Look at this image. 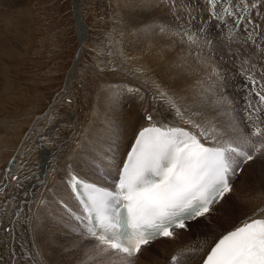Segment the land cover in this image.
<instances>
[{"label":"snow or ice","instance_id":"snow-or-ice-1","mask_svg":"<svg viewBox=\"0 0 264 264\" xmlns=\"http://www.w3.org/2000/svg\"><path fill=\"white\" fill-rule=\"evenodd\" d=\"M144 3L166 7L173 21L159 31L172 45L185 46L181 51L195 52L204 77L193 103L201 107L182 103L151 81L154 99L166 105L171 121L145 110V124L118 164L91 154L97 171L117 169L113 186L69 173L80 205L78 214L68 210L78 222L77 238L93 242V264H137L155 242L190 236L202 224L205 239L181 245L165 264H264V214L217 232V214L233 192V178L264 159V27L256 21L264 19V0ZM214 27L219 32H210ZM235 80L242 83L233 95L228 89H236Z\"/></svg>","mask_w":264,"mask_h":264},{"label":"rangeland","instance_id":"rangeland-1","mask_svg":"<svg viewBox=\"0 0 264 264\" xmlns=\"http://www.w3.org/2000/svg\"><path fill=\"white\" fill-rule=\"evenodd\" d=\"M1 1L3 0H0V7L3 10L0 8V19L3 21L1 20L0 33L2 34L9 24L10 30L12 29L10 39L13 40L15 47L14 49L0 48L2 51V55H0V264H43L47 261L52 264L47 256H56L57 260L59 255L55 254L58 252L43 245L47 242L48 235L53 237L51 239L54 240L57 247L66 242L63 237L58 236L60 230L66 225L57 227L55 224L57 215H54L53 212V204L56 206L54 198L52 201L46 200L44 203L40 201L44 199L43 193L46 195V190L49 188L50 192L53 187L51 184H54L56 172L61 165L58 160L65 156H73L75 148L78 146L82 150L85 140H90L93 136H100V140L112 132L118 133L119 136V132L123 131L119 130L118 126H122V122L124 123L123 119L124 116L126 117V113L129 115L130 113L132 115L133 112L139 113L142 121V117L146 114L145 110L153 111V115L167 112L166 105H163L158 99H154L156 89L151 85V81H155L167 92L180 98L182 103H187L192 108H200L201 105H195L193 101L198 99V94L201 91L197 82L203 79L204 73L202 72L204 70L200 65L201 68L197 66L195 52L192 55H187V51H181V48L185 46L172 45L170 38L159 31L161 25L167 24L169 20L173 21L171 12L164 6L153 9L143 7V10L141 7L143 3L136 2L137 0L133 2L122 0L120 3L115 0H81L82 20L85 29H87L86 41L82 46L78 39L74 0H24L25 3L22 2L20 5L17 2L21 0ZM193 2L195 3L196 0ZM200 2L202 3L203 0ZM144 11H147L145 17H139V13ZM198 15H207V13L201 12ZM137 18L140 19V23L135 21ZM256 21L264 27V19L256 17ZM197 22L199 23V21H193V24H197ZM136 24H144L145 27L141 28ZM153 28H156V31H152ZM210 32H219V28H211ZM20 40L23 41V46H20ZM3 41L4 38L0 43ZM6 45L8 46L7 42ZM16 47L18 51L24 52L23 58H18V60L16 59ZM81 52L82 58L77 63L76 57ZM193 61L197 64H193ZM143 63L147 65L145 68L142 66ZM138 78H140L139 83L136 82ZM241 83L240 80H235L236 89L234 90L230 86L228 91L236 95L240 91L238 85ZM129 89H138L139 91L130 92ZM174 92L176 95L173 94ZM237 101L240 102L239 97ZM131 106L133 108L141 106L140 111L137 108H135L136 111L135 109L132 111ZM50 111L54 114H51ZM92 111L95 116L91 113ZM237 112L242 114L239 109ZM48 116L49 119H47ZM93 119L97 122L93 121L94 123H92ZM91 125L92 127H90ZM84 131L88 133H84ZM54 148L58 150L56 151ZM119 148L120 145L118 148L109 149L105 153L107 155L104 154L102 157L113 163L118 161L116 163L118 164L125 154V151ZM44 151L51 154L52 152L56 153L50 155L49 158L50 165L53 160L56 161L55 166L50 168L53 179L51 183L45 181L46 174L43 176ZM104 168L110 174L109 178L116 177L113 174V172H117L115 167L106 166ZM89 175L91 181L105 185L92 169ZM12 176L19 177V182L12 180ZM33 177L38 178L37 182L35 179L33 181ZM244 177L246 178L244 184L240 187L235 186L217 217L221 216V213L223 214L229 207L233 210L230 212L232 216L229 214L227 217L230 220L237 219L241 215L246 218L250 217L252 214H245V208L239 209V201L242 202L244 199L253 202L264 200V159L255 161ZM29 183L34 185L31 186ZM245 184L248 186L242 190L241 188ZM35 185H38L39 192L42 188L45 190L42 193H36L33 190ZM66 194L67 190L65 189L64 197ZM64 197H62L64 201L60 200L61 203L73 206L70 201V192L66 200ZM227 221H218L219 228L220 225H223L224 228H220L223 230L235 227L234 224L229 226L230 222L226 223ZM238 225L239 223L236 226ZM203 227L202 224L193 226L191 236L194 241L192 242L203 240L200 234V229ZM10 228L16 230L15 235L11 236ZM33 235L36 236V239ZM29 237L30 239H28ZM86 243L88 244V242ZM158 244L150 250H155ZM29 245L36 247V254H30ZM10 246H12L11 249ZM66 249L71 252L69 245ZM78 250L81 249L78 248ZM12 254H15L17 260L16 257H13V260L8 259ZM73 254L75 253L73 252ZM78 259V264L81 261L85 262L83 257H78ZM58 260L59 263L64 264L63 257ZM143 264L160 263L149 261Z\"/></svg>","mask_w":264,"mask_h":264},{"label":"bare ground","instance_id":"bare-ground-1","mask_svg":"<svg viewBox=\"0 0 264 264\" xmlns=\"http://www.w3.org/2000/svg\"><path fill=\"white\" fill-rule=\"evenodd\" d=\"M5 0H3V1H1V2H4ZM116 2H118V3H120V2H122V0H115ZM133 1H135V0H130V2H133ZM22 2H24V0H21V1H19V2H17L18 3V5H20V3H22ZM136 2H140V3H143V6H141L142 8L144 7V8H147L146 6H145V4H144V0H137ZM25 3V2H24ZM9 4V3H8ZM128 5V4H127ZM14 6V5H13ZM13 6L11 7L12 9H13ZM136 6H137V3H136ZM140 6H139V8H140ZM4 7V6H3ZM6 7V6H5ZM74 7H75V11H76V13H75V15H76V21H77V32H78V39H79V43L82 45V46H84V44H85V35H86V30L87 29H85V26H84V24H83V20H82V15H81V0H74ZM124 7H126L125 5H124ZM1 8V7H0ZM131 8V7H130ZM144 8H143V10H144ZM160 8V7H159ZM165 8V7H164ZM123 9V8H122ZM153 9V8H152ZM1 10H3L2 8H1ZM136 10H139V9H137L136 8ZM146 10V9H145ZM165 10V9H164ZM141 11H142V9H141ZM162 11V10H161ZM161 11H160V13H161ZM167 11V10H166ZM137 12V11H136ZM135 12V13H136ZM146 12L147 11H144V12H140L139 13V17H145V15H146ZM134 13V12H133ZM166 13V12H165ZM5 14H6V12H5ZM8 14V13H7ZM168 15H170V13L168 12ZM172 15V14H171ZM130 16H132V15H130ZM136 16V15H135ZM163 16V15H162ZM10 17V16H9ZM138 17V18H139ZM159 17V16H158ZM169 17V16H168ZM7 18V17H6ZM5 18V19H6ZM133 19H134V17H132ZM137 18V20H135V21H138L139 23H140V19H138ZM167 18V17H166ZM173 18V17H172ZM10 19H11V17H10ZM170 19H171V17H170ZM2 19H0V26H1V22L3 21H1ZM164 20V19H163ZM5 21V20H4ZM14 21V20H13ZM171 20H169V22H170ZM9 23H10V21H8ZM149 23V22H148ZM156 23V22H155ZM162 23V22H161ZM198 23V22H197ZM7 25V24H6ZM5 25V26H6ZM135 25V24H134ZM137 26H140L141 28H144L145 26H143L144 24H136ZM149 25V24H148ZM156 25V24H155ZM3 27V26H2ZM1 27V28H2ZM11 28V27H10ZM10 28H9V24H8V26H6V28L3 30V32H2V34L0 33V41H2L3 40V38H4V41L2 42V43H0V48L1 47H3V48H9V49H14V42H13V40L12 39H10V35L12 34V29L10 30ZM137 28V27H136ZM156 29V28H155ZM134 30V29H133ZM136 30V29H135ZM0 31H1V29H0ZM135 32V31H134ZM139 32V31H138ZM159 33V32H158ZM120 34V33H119ZM159 34H161V33H159ZM123 35V34H122ZM144 35V34H143ZM155 35V34H154ZM120 36V35H119ZM153 36V35H152ZM159 36V35H158ZM123 37V36H122ZM163 37V36H162ZM132 38V37H131ZM130 38V39H131ZM159 38V37H158ZM164 39V38H163ZM142 41V40H141ZM158 41V40H157ZM6 42H7V44H8V46L6 45L5 46V44H6ZM113 42H115V41H113ZM20 46H23L24 45V43H23V41L22 40H20ZM116 44V43H115ZM151 44V43H150ZM159 44V43H158ZM170 44V43H169ZM114 45V44H113ZM25 46H27V45H25ZM24 46V47H25ZM168 46V45H167ZM113 47V46H112ZM155 47V46H154ZM182 47V46H181ZM19 48V47H18ZM139 48V47H138ZM27 49V48H26ZM135 49V48H134ZM156 49V48H155ZM182 49V48H181ZM119 50H121V49H119ZM157 50H158V48H157ZM123 51V50H122ZM142 51V50H141ZM154 51H156V50H154ZM15 52H16V54H17V57H16V59L18 60V58L19 59H21V58H23V55H24V52L23 51H18L17 50V47L15 48ZM120 52V51H119ZM147 53V52H146ZM183 53V52H182ZM124 54V53H123ZM156 54H157V52H156ZM162 54V53H161ZM187 54V53H186ZM0 55H2V51H0ZM121 55V57H122V54H120ZM152 55V54H151ZM188 55V54H187ZM116 56H117V54H116ZM183 56H184V53H183ZM186 56V55H185ZM117 57H119V55L117 56ZM144 57V56H143ZM182 57V56H181ZM190 57V56H189ZM81 58H82V52H81V54H79V55H77V57H76V59H77V63H79V61L81 60ZM186 58V57H185ZM192 58V57H191ZM190 58V59H191ZM120 59V58H119ZM155 59V58H154ZM124 60V59H123ZM158 61H160V60H158ZM197 61V60H196ZM195 61V62H196ZM17 62V61H16ZM192 62V61H191ZM17 64V63H16ZM15 64V65H16ZM193 64H197V63H194V61H193ZM75 63H74V67H75ZM142 66H144V68H145V66H147V65H145V63H143V65ZM141 66V67H142ZM181 66H182V64H181ZM195 67H196V65H194ZM198 67H200L199 66V64L197 65ZM192 68H193V66H192ZM201 68V67H200ZM193 69H195V68H193ZM199 70V69H198ZM119 71V70H118ZM143 71H146L145 69H143ZM197 71V70H196ZM147 72H148V70H147ZM147 72H145V73H147ZM155 72V71H154ZM160 72V71H159ZM185 72V71H184ZM194 72V71H193ZM193 72H192V74H193ZM198 72V71H197ZM196 72V73H197ZM201 72V71H200ZM150 73V72H149ZM195 73V74H196ZM202 73H204V72H202ZM137 74H139V73H137ZM136 74V75H137ZM155 75H156V73H155ZM183 75V74H182ZM199 75V74H198ZM202 75V74H201ZM144 76V75H143ZM151 76V75H150ZM204 76V75H203ZM131 77V76H130ZM136 77V76H135ZM149 77V76H148ZM166 78V77H165ZM173 78V77H172ZM133 80H134V78H132ZM138 80H140V78H138L137 80H136V82L138 81ZM173 80V79H172ZM135 81V80H134ZM141 82V81H140ZM147 82V81H146ZM137 83H139V81L137 82ZM165 83V82H164ZM176 83V82H175ZM198 83V82H197ZM148 84V83H147ZM161 84H163V83H161ZM6 85V84H5ZM142 85H144V84H142ZM184 85V84H183ZM199 86V85H198ZM147 87V86H146ZM166 87V86H165ZM169 87V86H168ZM193 87V86H192ZM191 87V88H192ZM238 87H239V85H238ZM7 88V87H6ZM174 88V87H173ZM200 88V87H199ZM164 89V88H163ZM170 89V88H169ZM177 91V90H176ZM188 91V90H187ZM189 91H190V89H189ZM198 91H200V90H198ZM239 91V90H238ZM185 92H186V90H185ZM196 92V91H195ZM169 93V92H168ZM171 93V92H170ZM183 93V92H182ZM104 94V93H103ZM172 94V93H171ZM173 94H175V92L173 93ZM189 94V93H188ZM187 94V95H188ZM194 94V93H193ZM192 94V95H193ZM176 95V94H175ZM197 95V94H196ZM102 96V95H101ZM182 96V95H181ZM185 96V95H184ZM184 96H183V98H184ZM189 96V95H188ZM104 97V96H103ZM108 97V96H107ZM237 97V96H236ZM239 97V96H238ZM237 97V98H238ZM98 98V97H97ZM106 98V97H105ZM187 98V100H189L188 99V97H186ZM198 98H199V96H198ZM99 99H100V97H99ZM98 99V100H99ZM197 99V98H196ZM192 100V99H191ZM103 101V100H102ZM185 101H186V99H185ZM143 103V102H142ZM151 103V102H150ZM99 104H100V102H99ZM141 104V103H140ZM137 105V104H136ZM196 105V104H195ZM198 105V104H197ZM141 106H142V104H141ZM140 106V107H141ZM148 106H150L149 104H148ZM193 106V105H192ZM97 107V106H96ZM95 107V108H96ZM100 107V106H99ZM132 107V106H131ZM130 107V108H131ZM140 107H138V106H135L134 108L132 107V111L135 109V108H137L138 110L140 109ZM156 107V106H155ZM196 107V106H195ZM55 108H57V107H55ZM148 108V107H147ZM154 108V107H153ZM198 108V107H197ZM108 109V108H107ZM137 109H135V111L137 110ZM151 109V108H150ZM158 109V108H157ZM54 110V109H53ZM56 110V109H55ZM54 110V111H55ZM93 110H95V109H93ZM98 110V109H97ZM101 110V109H100ZM127 110V109H126ZM131 110V109H130ZM143 110V109H142ZM160 110V109H159ZM167 110V109H166ZM96 111V110H95ZM94 111V112H95ZM106 111H108V110H106ZM128 111V110H127ZM126 111V112H127ZM131 111V112H132ZM140 111V110H139ZM139 111H137V112H139ZM51 112V111H50ZM98 111H96V113H97ZM104 112V111H103ZM117 112V111H116ZM130 112V111H129ZM92 114H93V111L91 112ZM125 113V112H124ZM51 114H54L53 112H51ZM98 114H99V112H98ZM103 114V113H102ZM127 114V115H126ZM126 114H124V115H126V117L124 116V123L122 122V126H118V128H119V130L120 129H122V133H120L119 132V136H118V133L116 134V133H114V132H112V134L110 133L109 135H107V137L106 136H104L101 140H100V136L99 137H97V136H93V137H91L90 138V140H85V142H84V144L82 145L83 146V149L81 150V149H79V146L77 147V148H75V154L72 156V155H69V156H65L64 158H60L59 160H58V162L61 164L59 167H58V171L56 172L57 174L55 175V181H54V184H51V185H53V187L51 188V190H50V192H49V188H48V190H46L47 191V194L46 195H44V193H43V195H42V197L44 198L43 199V201H52V198H54L55 199V203H56V206H55V204H53V212H54V215H57V216H55V218H56V220H55V224H56V226L57 227H62V225H66L65 226V228H62L61 230H60V232L58 233V236L60 237L61 236V238L63 237L65 240H66V242H64V243H61V246L60 247H57L56 246V244L54 243V240L53 239H51V238H53V237H51L50 235H48L47 237V242L45 243V245H43V246H46L48 249H51V250H56L58 253H56L55 255H59V257H57L58 259L60 258V257H63V263L65 264H78V262H79V259H78V257H83L84 258V261H88V264H93V261H92V259H90L91 257H92V253H91V248H92V246H93V242L91 241V240H88V239H77L76 237H78V235H79V228L78 227H76L77 225V221L73 218V216H71L70 214H69V209H71V211L73 212V213H79L80 212V205H79V202L77 201V199L72 195V190H71V188H70V179H69V173H71V174H77V175H79L82 179H84V180H88V181H91L90 179H91V177H90V175H89V172H90V170L92 169V171L93 172H95V174L105 183V185L106 186H109V187H111V186H113L114 185V183H115V181H116V179H117V172L115 171V172H113V174L114 175H116V177L115 176H112L111 178H109L108 176L110 175L109 173H108V171H107V169H105V168H103V169H101L100 171H97V169L95 168V167H93V164H92V162H93V160H92V153H95L97 156H102V155H104L109 149H112V148H118V146L120 145V150H124L125 151V153L130 149V146L134 143V138H135V134H136V132L138 131V129L142 126V125H144L145 124V121H141V119H140V115H139V113L137 114L136 112L134 113L133 112V114L131 115V113H130V115L128 114V113H126ZM156 114V113H155ZM56 115V114H55ZM94 115V114H93ZM92 115V116H93ZM97 115V114H96ZM106 115V114H105ZM113 115V114H112ZM240 115H242V114H240ZM50 116V115H49ZM49 116H48V118L47 119H49ZM91 116V117H92ZM95 116V115H94ZM101 116V115H100ZM111 116V115H110ZM96 117H98V116H96ZM154 117L157 119V120H161V119H164V118H168V120L169 121H171V117H169V115H168V111L167 112H165L164 111V113H159V114H156V115H154ZM93 118V117H92ZM91 118V119H92ZM117 118V117H116ZM143 118V117H142ZM68 119H70V118H68ZM96 119V118H95ZM114 119V118H113ZM120 119V118H119ZM220 119L221 120H224V119H226L225 117H223V116H221L220 117ZM71 120V119H70ZM104 120V119H103ZM72 121V120H71ZM78 121V120H77ZM97 122V121H95L94 119L92 120V123H94V122ZM101 121V120H100ZM107 121V120H106ZM116 121V120H115ZM121 121H122V119H121ZM109 122V121H108ZM41 123V122H40ZM91 123V122H90ZM91 123V124H92ZM114 124V123H113ZM98 125V124H97ZM111 125V124H110ZM65 127V126H64ZM90 127H92V125L90 126ZM32 128H34V127H32ZM97 130V129H96ZM87 132V131H86ZM85 131H84V133H86ZM49 133V132H48ZM88 133V132H87ZM85 136H86V134H85ZM89 136V135H88ZM83 139V138H82ZM89 139V138H88ZM131 140V141H130ZM50 141V140H49ZM74 141V140H73ZM76 141V140H75ZM89 142V144H87ZM26 143V142H25ZM38 143V142H37ZM83 143V142H82ZM24 144V143H23ZM42 144V143H41ZM25 145V144H24ZM37 146V145H36ZM41 146V145H40ZM54 146V145H53ZM87 148H86V147ZM46 147V146H45ZM44 147V148H45ZM55 147V146H54ZM38 148H39V146H38ZM50 148V147H49ZM42 149V148H41ZM60 149V148H59ZM43 150V149H42ZM54 150H58V149H55L54 148ZM23 151V150H22ZM45 152V151H44ZM51 152V151H50ZM59 153V152H58ZM53 154H56V153H53L52 152V154L51 153H48L47 151L45 152V157H44V167H43V176H44V174H46L47 175V178L45 179V181L47 182V183H51L52 182V177H51V169L55 166L54 164H56V161H52V163H51V165L49 164V162H50V160H49V158H50V155H53ZM55 156V155H54ZM54 158V157H53ZM55 159V158H54ZM260 158H257V160L256 161H258ZM43 161V160H42ZM118 161H116V163H117ZM255 163V162H254ZM254 163H252V164H249V165H246L245 166V168H244V170H243V172H242V174L240 175V177H234L233 178V185H234V187L233 188H235V186H237V187H240V186H242V184H244V181H245V177H244V175H245V173L246 172H248V170L253 166V164ZM54 165V166H53ZM74 167H73V166ZM51 168V169H50ZM10 170L12 171V169L10 168ZM41 170V169H40ZM8 171V170H7ZM50 171V172H49ZM257 171V170H256ZM9 173H10V171H9ZM12 173V172H11ZM49 173V174H48ZM14 174H15V172H14ZM107 176V177H106ZM35 177V176H34ZM33 177V181H34V178ZM39 177V176H38ZM45 178V177H44ZM36 180V182H37V180H38V178L37 179H35ZM40 180V179H39ZM35 182V183H36ZM45 182V185L47 184ZM91 182H93V181H91ZM108 182V183H107ZM66 183H67V187H66ZM30 184V183H29ZM31 185V184H30ZM34 184H32L31 186H33ZM44 186V185H43ZM49 186V185H48ZM247 184H245L241 189L242 190H245L246 188H247ZM67 190V194H66V196L64 197V195H65V189ZM68 188V189H67ZM27 189H28V187H27ZM33 190H34V192H36V193H38L39 191H38V185H35L34 186V188H33ZM45 189H43L42 188V190H41V192H39V193H42V191H44ZM68 190H69V192H70V201H71V203L73 204V206H70V205H67V204H64V203H61V201L60 200H63V198L62 197H64V199L66 200L67 198H68V196H69V192H68ZM29 191H30V187H29ZM45 191V192H46ZM32 194V193H31ZM36 196V195H35ZM40 196H41V194H40ZM230 197V195L226 198V199H228ZM32 198H34V197H32ZM23 199V198H22ZM40 201V200H39ZM64 201V200H63ZM38 202V201H37ZM41 202V201H40ZM264 203V200H259V201H250V200H243L242 202L241 201H239V206H240V208L239 209H243V208H245L244 210H246V212H245V214L247 213V215H250V214H264V205H262ZM38 206V205H37ZM61 206V207H60ZM66 206V207H65ZM25 208V207H24ZM39 208V207H38ZM23 210V209H22ZM26 210V209H25ZM35 210V209H34ZM38 210V209H37ZM36 210V211H37ZM243 210V211H244ZM30 211V210H29ZM32 211V210H31ZM231 211H233L232 210V208L231 207H229V208H227L226 210H225V212L222 214L221 213V216H218L217 217V220L218 221H223V220H228L226 223H228V222H230V223H228L229 224V226H232V224H234V226H236L238 223L240 224L244 219H246V217H243L242 215L240 216V217H237V219H232V220H230V218H227L228 216H229V214H231V216H232V213H230ZM24 212V211H23ZM228 212V213H227ZM224 215H226V217H224ZM239 215V214H238ZM251 215V216H252ZM51 216V215H50ZM35 217V216H34ZM52 217V216H51ZM58 218H61V219H58ZM230 220V221H229ZM28 221V220H27ZM217 221V222H218ZM76 224H75V223ZM35 224V223H34ZM219 223H217V225H218ZM41 225V224H40ZM195 226V225H194ZM218 228H217V232H220V231H222L223 229H220V228H224L223 227V225H220V228H219V226H217ZM14 228V227H13ZM13 228H10L9 229V231H10V234H11V236H13V235H15L16 233V230L15 229H13ZM32 228H34V227H32ZM37 228H39V227H37ZM36 228V229H37ZM228 229V228H227ZM201 230V236L203 237V240L205 239V237L202 235V233H206L207 231H208V229L206 228V227H203L202 229H200ZM31 232H32V230H31ZM44 232V231H43ZM26 233H28V232H26ZM48 233V232H47ZM54 233V232H53ZM6 234V233H5ZM7 236V235H6ZM6 236H5V238H6ZM33 236H35V235H33ZM45 236V235H44ZM14 238V237H13ZM35 239H36V236L34 237ZM201 238V237H200ZM28 239H30V237L28 238ZM45 239V238H44ZM8 240V239H7ZM43 240V239H42ZM82 240V241H81ZM202 240V241H203ZM32 241V240H31ZM34 241V240H33ZM84 241V242H83ZM88 242V244L86 243V242ZM192 241H194L193 239H192V236L190 235H184V236H182V237H180L178 240H176V241H159V242H155L148 250H147V252L145 251L144 252V254H143V256L137 261V264H143V263H148L149 261H151V262H157V263H163L164 262V264H165V258L166 257H169L171 254H172V252H173V250H179V247L181 246V245H185V244H188V243H190V242H192ZM45 242V241H44ZM69 243L68 245H69V247H70V251L71 252H68L67 251V247H68V245H66L65 243ZM199 242H201V241H198V242H192V243H190V244H193V243H199ZM158 243H160V244H158ZM4 244H6V243H4ZM63 244V245H62ZM81 244H82V247H81ZM156 244H158L157 245V248L155 249V250H150L154 245H156ZM8 245V244H7ZM11 245V244H10ZM13 245V244H12ZM18 245V244H17ZM59 245V244H58ZM11 247L12 246H10V249H11ZM20 247V246H19ZM29 248L31 249L30 250V254H36L37 253V249H36V247L35 246H32V245H29ZM28 248V249H29ZM78 248H80L81 250H78ZM47 249V250H48ZM26 250V249H25ZM18 251V250H17ZM47 252H49V251H47ZM73 252L75 253V254H73ZM53 253V252H52ZM51 253V254H52ZM16 254V253H15ZM15 254H12L11 255V257L10 258H8V259H11V260H13V257H16L15 256ZM49 254V253H48ZM71 254H73V255H71ZM81 255V256H80ZM9 257V256H8ZM48 257V259L52 262V264L54 263V264H62V263H59L56 259H55V257L56 256H47ZM69 259L71 260L70 262H69ZM74 259V261L72 262V260ZM16 260H17V257H16ZM49 261H47V263H43V264H50V263H48ZM81 263H82V261H81ZM80 263V264H81ZM82 264H84V263H82ZM105 264H109V262H107V261H105Z\"/></svg>","mask_w":264,"mask_h":264}]
</instances>
